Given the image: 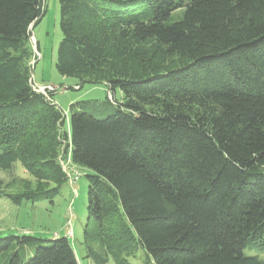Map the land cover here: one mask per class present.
Instances as JSON below:
<instances>
[{
	"label": "trees",
	"instance_id": "1",
	"mask_svg": "<svg viewBox=\"0 0 264 264\" xmlns=\"http://www.w3.org/2000/svg\"><path fill=\"white\" fill-rule=\"evenodd\" d=\"M58 5L55 70L78 81L69 89L103 85L116 106L70 104L65 129L54 89L33 87L30 39L44 0H0V170L20 164L34 184L0 197L52 203L72 183L67 161L90 171L83 240L92 264H129L139 250L143 264H264V0ZM129 62L148 72L120 70ZM0 257L79 264L65 236L9 235Z\"/></svg>",
	"mask_w": 264,
	"mask_h": 264
},
{
	"label": "rangeland",
	"instance_id": "2",
	"mask_svg": "<svg viewBox=\"0 0 264 264\" xmlns=\"http://www.w3.org/2000/svg\"><path fill=\"white\" fill-rule=\"evenodd\" d=\"M44 2L46 5L45 14L32 31L30 39V44L37 59L32 75L34 85L54 89L53 100L66 117L65 129L68 128V109L70 104L85 101L92 105L104 107L108 112H112L116 104L109 100L103 85L85 84L80 89H69L77 85L78 81L74 78L62 77L55 70L57 47L61 40L59 5L58 0H44ZM116 5L113 4L112 6L117 8ZM127 6L130 8L132 5ZM143 11L144 7L138 5L135 14ZM182 12L183 10L174 12L168 22L173 23L179 20L182 17ZM146 13L148 14V12L144 14ZM36 43L39 52L36 49ZM34 63V61L31 62L32 65ZM176 64H179L178 58L169 59L164 63L163 68ZM147 67L143 62H129L119 66L120 70L144 68V71L147 70ZM113 99L116 102H120L121 94L118 90L115 91ZM64 165L65 171L71 180L76 179L71 184L70 182L64 184L52 203L42 201L35 204L23 203L17 206L10 200L0 197V238L9 235L29 234L38 239L51 240L57 236H65L71 242L79 264H92L85 257L86 252L83 240V230L88 223V182L85 175L89 174L90 171L77 166L74 168L67 161L64 162ZM28 182L34 186L33 180L20 164H17L11 173H5L0 170V191L6 194L24 192L25 185ZM68 225L71 228V236L68 234ZM32 253L33 247H29L27 257L32 256ZM128 261L129 264H143L142 250L129 257ZM0 264H3L2 257H0ZM109 264H112V262L110 261Z\"/></svg>",
	"mask_w": 264,
	"mask_h": 264
},
{
	"label": "built area",
	"instance_id": "3",
	"mask_svg": "<svg viewBox=\"0 0 264 264\" xmlns=\"http://www.w3.org/2000/svg\"><path fill=\"white\" fill-rule=\"evenodd\" d=\"M34 87V89L37 91V92H40L41 94H44L45 95V93H46V91H49V90H51L50 88H48V87H38V86H36V85H34L33 86ZM63 169L65 170V165L63 164ZM70 178V177H69ZM74 179H76V178H74ZM73 179V180H74ZM70 180H71V178H70ZM73 180H71V182H73ZM67 228H68V234H69V236H71L72 234H71V228H70V226L68 225L67 226Z\"/></svg>",
	"mask_w": 264,
	"mask_h": 264
},
{
	"label": "water",
	"instance_id": "4",
	"mask_svg": "<svg viewBox=\"0 0 264 264\" xmlns=\"http://www.w3.org/2000/svg\"><path fill=\"white\" fill-rule=\"evenodd\" d=\"M31 29H32V26H31Z\"/></svg>",
	"mask_w": 264,
	"mask_h": 264
}]
</instances>
